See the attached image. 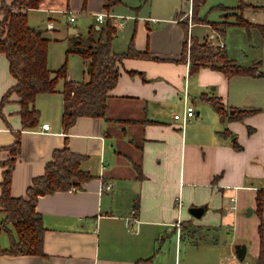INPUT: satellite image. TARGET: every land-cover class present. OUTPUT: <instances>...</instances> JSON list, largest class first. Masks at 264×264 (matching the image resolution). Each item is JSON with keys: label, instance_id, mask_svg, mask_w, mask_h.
<instances>
[{"label": "crops", "instance_id": "obj_1", "mask_svg": "<svg viewBox=\"0 0 264 264\" xmlns=\"http://www.w3.org/2000/svg\"><path fill=\"white\" fill-rule=\"evenodd\" d=\"M103 3L42 0L38 8L30 10L46 13L54 30L58 14L91 11L94 15L101 11L93 9ZM183 15L108 13L114 19L133 20L127 28L123 22H112L116 30L122 28L121 34L112 38V50L124 52L131 43L149 57H124L117 63L119 74L108 92L105 118L80 116L67 130L61 124L64 82L88 80L87 60L76 52L66 53L72 39L84 36L86 30L63 36L68 43L63 62L70 54L78 55L81 72L74 79L71 69L66 68L61 86L36 94L33 105L39 118L35 127L22 129L19 97L11 94L0 114V161L13 157L7 146L20 132L12 195L24 196L31 179L42 174L52 152L65 144L85 156L80 167L91 178L79 182L74 191L38 196L35 211L45 228L43 255L0 254V264H175L176 259L184 264L182 241H192L197 251L203 235L224 228L232 245L251 241L249 251L257 256L259 220L254 210L257 190L264 187V107L247 108L257 111L241 120L221 119L205 96L218 97L226 109H245L244 104L235 89L231 91V77L220 70L201 66L190 72L189 58L186 55L183 59L181 52L188 30L196 23L189 24ZM183 21L186 34L178 27ZM92 24L100 28L95 15ZM40 29L46 36L47 23ZM15 82L7 56L0 52V103ZM186 104L193 106L195 114L182 124L173 115L182 113ZM43 123L49 124L48 130L41 129ZM4 169L0 164V181ZM105 182H111V188L100 190ZM193 206L204 207L200 217L190 214ZM132 208L137 211L136 221L127 219ZM9 245L1 244L3 248ZM188 246L184 245L185 251ZM228 260L233 261L234 256Z\"/></svg>", "mask_w": 264, "mask_h": 264}, {"label": "trees", "instance_id": "obj_2", "mask_svg": "<svg viewBox=\"0 0 264 264\" xmlns=\"http://www.w3.org/2000/svg\"><path fill=\"white\" fill-rule=\"evenodd\" d=\"M41 1L1 0L0 5L2 14L0 52L7 56L10 73L16 80L2 97L0 114L3 115L2 107L9 101L11 94H17L22 129L35 127L38 123L39 111L33 105L36 94L53 92L58 79H64L66 75L65 61L54 71L47 68V46L50 39L28 23V11L38 8ZM204 1L192 0L194 16ZM119 2L120 0H104L102 7L108 10ZM245 4H247L246 0H238L236 6L224 8L240 9ZM181 23L186 34V21ZM234 24L248 28V22L242 19H238ZM115 33V26L109 19L102 26L100 25L99 29L90 24L85 35L75 36L66 49V53L76 52L87 60L88 80L63 84L61 124L64 130H67L80 116L105 118L108 110V92L115 86L119 74L117 63L124 57H149L147 52L137 51L131 43L126 51L114 52L111 40ZM193 43L189 52L191 73L196 72L201 66H210L220 70L226 77L252 76L250 68L235 64L221 49L215 51L212 45L200 43L196 38ZM181 55L183 59L186 56L185 42ZM204 99L216 110L222 120H241L257 111V109L234 107L226 109L219 98L214 96H205ZM20 144V132H17L14 143L7 146L13 157L0 161L5 168L3 179L0 181V214H4L0 220V234L2 230H6L10 237L9 247L3 248L0 242V254L43 255L45 228L41 215L35 211L38 196L67 190L72 185L78 187L79 182L88 180L91 175L80 167V162L85 156L72 152L65 144L52 152L51 159L45 163L42 174L31 179V183L25 189V195L15 197L11 193L12 174L16 156L20 152ZM263 188L258 189L255 196L254 212L259 220L257 264L264 262Z\"/></svg>", "mask_w": 264, "mask_h": 264}, {"label": "rangeland", "instance_id": "obj_3", "mask_svg": "<svg viewBox=\"0 0 264 264\" xmlns=\"http://www.w3.org/2000/svg\"><path fill=\"white\" fill-rule=\"evenodd\" d=\"M123 1V2H122ZM120 0V2L111 10L104 9L102 6L95 7V11L113 13V14H138L161 16L164 12L168 16L173 17L175 13H185L189 8L188 0ZM165 2H168L165 4ZM245 6L240 9L224 8L233 7L238 4V0H205L196 11L194 16V10L188 16L183 15L185 20H190L196 23L195 26L188 30V38L190 41V47H192L194 38L200 43H207L212 45L213 49L224 51L228 59L232 60L237 65L248 67L251 69L252 76L249 75H236L232 76L231 91L235 89L237 97L240 98V102H243L242 108H258L264 107V0H246ZM88 10V9H87ZM75 21L67 22L66 14H58L56 20H54V30H47L45 35L51 39L47 46V66L52 70L58 68L63 62L62 56L67 46V40L63 38L67 32H85L87 26L94 22V15L91 11H74ZM50 15H53L50 14ZM116 16V15H114ZM124 17L123 15H121ZM182 16V14H181ZM109 19L111 22L118 21L123 22V25L128 27L133 22L124 18H112L105 17L103 22H100L101 26ZM238 19L248 22V28L235 25ZM47 14L38 10H30L28 12V22L35 28H45L47 22ZM199 23H207V25H199ZM163 23L161 22V25ZM181 32L184 34L185 29L181 25L178 26ZM116 29V28H115ZM122 28H117V35L121 34ZM210 33L213 37L210 38ZM116 38V36H115ZM57 39V40H54ZM113 40V39H112ZM111 40V44H112ZM120 41V40H119ZM202 41V42H201ZM219 42L223 43V47H218ZM225 46V47H224ZM185 51L187 52V46L185 45ZM66 68L71 69L72 78L77 79V74L81 72V59L78 55L70 54L67 57ZM209 65V64H207ZM257 73L263 75H256ZM62 79H58L56 87L61 86ZM239 92L242 96H239ZM38 104V103H37ZM247 104V105H245ZM36 106V102H35ZM4 217V214L0 215V219ZM205 239L197 245V251L191 246L192 241H182L181 248V261L184 260V264H257L256 257L249 251L250 244L247 242L244 244L248 246L245 257L242 260L236 258L234 253V243H231V237L226 232V229H217L207 232V235H203ZM1 244L8 246L10 237L6 230H2ZM212 239H216L214 242ZM189 245L187 251L184 249V245ZM196 251V253H195ZM231 253V254H230ZM234 256V260H228V256ZM183 264V263H182Z\"/></svg>", "mask_w": 264, "mask_h": 264}, {"label": "built area", "instance_id": "obj_4", "mask_svg": "<svg viewBox=\"0 0 264 264\" xmlns=\"http://www.w3.org/2000/svg\"><path fill=\"white\" fill-rule=\"evenodd\" d=\"M189 2V8L187 9V11L185 12V16H188L191 14V11H192V0H188ZM66 14H67V19L69 22H74L75 20V12L74 11H64ZM108 16L106 15V13L104 12H97L95 14V19L98 21V22H103L105 20V17ZM189 24H190V20H189ZM47 28L48 29H51L53 28V22L52 21H49L47 23ZM190 41L189 38L187 37L186 39V46H187V52H186V55L187 57L189 58V52H190ZM218 47H223V43L222 42H219L217 44ZM195 112H194V108L192 105H189V104H186L184 109H183V112L182 113H176L173 115V118L176 119V120H179L182 124H184L185 122L191 120V118L194 116ZM41 129L42 130H48L49 129V124L48 123H43L41 125ZM112 184L111 182H105V183H102L101 186H100V190H109L111 188ZM76 189V187L74 185L70 186L68 188L69 191H74ZM176 204L177 206L179 207L181 205L179 199H177L176 201ZM232 208H235V206L233 205ZM136 209L132 208L130 210V213H129V216H128V220L130 221H136V217H135V214H136ZM175 264H179L178 260L176 259V263Z\"/></svg>", "mask_w": 264, "mask_h": 264}, {"label": "water", "instance_id": "obj_5", "mask_svg": "<svg viewBox=\"0 0 264 264\" xmlns=\"http://www.w3.org/2000/svg\"><path fill=\"white\" fill-rule=\"evenodd\" d=\"M37 31L41 32V29L38 28ZM203 211H204V207L202 206H193L189 208L190 214H192L194 217H200ZM248 211L250 212V209H248ZM245 252H246V246L243 243H236L234 245V253L236 258H238L239 260H242L244 258Z\"/></svg>", "mask_w": 264, "mask_h": 264}]
</instances>
